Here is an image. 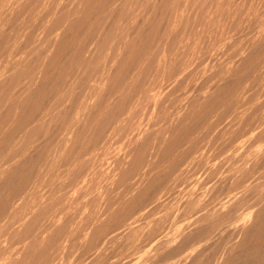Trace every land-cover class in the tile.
Instances as JSON below:
<instances>
[{"label":"clouds","instance_id":"1","mask_svg":"<svg viewBox=\"0 0 264 264\" xmlns=\"http://www.w3.org/2000/svg\"><path fill=\"white\" fill-rule=\"evenodd\" d=\"M0 264H264V0H0Z\"/></svg>","mask_w":264,"mask_h":264},{"label":"bare ground","instance_id":"2","mask_svg":"<svg viewBox=\"0 0 264 264\" xmlns=\"http://www.w3.org/2000/svg\"><path fill=\"white\" fill-rule=\"evenodd\" d=\"M260 53V50H258V53L257 54H259ZM199 235V234H198ZM193 238H195V237H193ZM186 243H187V241H186Z\"/></svg>","mask_w":264,"mask_h":264}]
</instances>
